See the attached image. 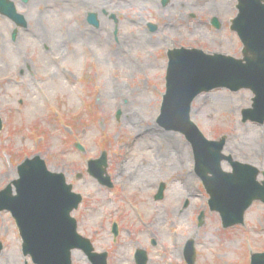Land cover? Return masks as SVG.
I'll use <instances>...</instances> for the list:
<instances>
[{
    "label": "rangeland",
    "instance_id": "obj_1",
    "mask_svg": "<svg viewBox=\"0 0 264 264\" xmlns=\"http://www.w3.org/2000/svg\"><path fill=\"white\" fill-rule=\"evenodd\" d=\"M12 1L28 26L14 39L15 23L0 14V67L11 56L26 63L0 70V190L18 178L23 160L40 155L49 170L64 173L83 196L73 212L78 230L97 252L108 253V264H137L139 249L147 251L148 264H188L189 240L195 241V264H250L251 252H264V203H253L243 225L224 228L219 213L209 208L191 144L180 132L158 123L169 49L241 57L243 45L230 29L238 0H183L178 14L167 11L172 0L167 5L142 0L141 6L137 0ZM90 12L97 14L99 26L86 20ZM213 17L219 19V29L211 25ZM148 23L156 30L150 31ZM70 30L78 42H62ZM53 56L62 60L59 70L50 65ZM106 75L113 79L110 97L101 98L100 83ZM252 98L248 89H213L195 99L191 118L208 139L226 135L224 153L255 165L262 181L264 124L243 123L241 116ZM133 110L144 111L150 119L155 113V118L136 124ZM146 124H155L161 133L185 144L189 168H174L173 158L156 154L166 145L151 138ZM140 143L146 148L151 144L152 149L138 150ZM103 151L112 187L88 173V161ZM222 167L232 171L227 161ZM189 173L191 186L186 180ZM161 182L166 184L165 196L155 200ZM114 223L119 225L116 238ZM0 240L4 244L0 264H35L22 252L9 211L0 212ZM73 264L92 263L83 254L82 259L74 257Z\"/></svg>",
    "mask_w": 264,
    "mask_h": 264
},
{
    "label": "water",
    "instance_id": "obj_2",
    "mask_svg": "<svg viewBox=\"0 0 264 264\" xmlns=\"http://www.w3.org/2000/svg\"><path fill=\"white\" fill-rule=\"evenodd\" d=\"M169 0H163L166 5ZM238 14L231 29L243 43L242 58L221 54H206L199 49L176 48L169 52L167 91L164 95L159 122L168 130L179 131L192 143L196 170L210 195L211 211L218 212L224 228L244 224L245 214L255 201L264 203V180L254 165L242 163L223 153L227 136L209 140L191 121L194 99L215 88L232 91L249 89L254 97L251 108L242 110L243 122L264 123V0H238ZM0 13L12 19L18 27H27L23 14L14 2L0 0ZM87 21L99 26L97 14L90 12ZM213 23L220 26L217 19ZM155 31L157 26L150 24ZM18 28L14 30L15 38ZM117 33V32H116ZM1 128V124H0ZM79 149L84 150L80 145ZM233 168L227 172L222 162ZM107 153L89 162L88 172L104 186L112 187L107 173ZM19 178L0 190V212L9 211L22 238V250L35 264H73V252L81 250L92 264H108V253L97 252L91 239L78 231V221L72 213L83 197L73 191L63 173L52 172L39 155L25 159L18 166ZM166 184L161 183L156 200L164 198ZM203 213L200 222L203 221ZM115 237L119 226L113 224ZM4 244L0 240V255ZM188 264H195V241L185 246ZM137 264H148L147 251L139 249ZM250 264H264V252L252 253Z\"/></svg>",
    "mask_w": 264,
    "mask_h": 264
},
{
    "label": "bare ground",
    "instance_id": "obj_3",
    "mask_svg": "<svg viewBox=\"0 0 264 264\" xmlns=\"http://www.w3.org/2000/svg\"><path fill=\"white\" fill-rule=\"evenodd\" d=\"M138 1V4L139 6L142 5V0H137ZM153 1H157V0H153ZM144 2H148V1H144ZM183 3V0H172V5L171 7H168L167 8V11L169 12H172L173 14H178L180 13L182 10L180 8V5ZM187 9L190 8V4L187 2ZM71 31V30H70ZM72 31H74V29H72ZM71 31V34L67 31V34H65V36H63V39L64 41L62 42H71V41H74V42H78L77 40V37H76V34L73 33ZM134 38H136L134 36ZM56 44H58V42L56 41ZM60 45H58V49L60 50L61 48V44L62 43H59ZM11 50L14 52V50L11 48ZM15 57H8L6 61H2V66L0 67V70L1 71H4L5 69H7L8 67L10 66H15L16 68H20L22 67L23 65H25L26 61L23 59V58H16L14 60ZM61 58L60 56H53L51 57V62H50V65L53 66L56 70H59L60 68V64L62 63L61 62ZM9 80V79H8ZM10 82V80L8 81ZM112 83H113V79L106 75L104 76V79H103V82H101V91H100V94H101V98H108L110 97V90H111V87H112ZM63 86V84H62ZM120 89L122 87H119ZM124 89H126V87H124ZM135 92H137V90H135ZM125 92H121L120 93V97L124 96ZM119 97V98H120ZM118 98V99H119ZM117 99V100H118ZM151 100H148V103L150 102ZM120 103V101H118ZM145 102V101H144ZM142 101V103H144ZM104 103V102H103ZM144 109H148L146 108L144 105H142ZM132 115H134L135 117V120L133 119V122H136V124H142V123H146L147 121H152L154 118H155V113H151V119L149 118V114H145L144 111L142 110H138V111H132L131 112ZM147 132L150 133V136L152 139H157V141H161L162 143H164L166 145V148H165V151L163 152H159V153H156V154H160V155H163L166 159H174L175 160V164L172 163V166L174 168H179V169H184L185 167L187 168L188 167V164L190 162V151H186V146L185 144L181 143L179 140H177L176 138H174L173 136L169 135V134H165V133H161V131L155 126V124H150V125H147ZM141 147L143 149H152V145H148V147L146 148V145H144L143 143H140L138 145V150L141 149ZM188 150V148H187ZM142 164V163H141ZM141 164L139 163L138 164V168L141 167ZM152 166H155V164L152 162L151 163ZM189 168V167H188ZM191 174H187L186 175V180L190 183L189 186H191ZM190 193H191V189L189 190ZM83 254L81 250H75L74 253H73V258H77V259H82L83 258Z\"/></svg>",
    "mask_w": 264,
    "mask_h": 264
}]
</instances>
